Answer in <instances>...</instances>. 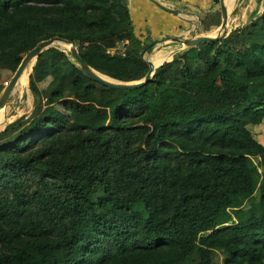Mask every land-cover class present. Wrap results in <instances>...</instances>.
Here are the masks:
<instances>
[{
    "label": "trees",
    "instance_id": "16d2710c",
    "mask_svg": "<svg viewBox=\"0 0 264 264\" xmlns=\"http://www.w3.org/2000/svg\"><path fill=\"white\" fill-rule=\"evenodd\" d=\"M55 36L131 82L164 35H137L130 0H0V76ZM29 81L35 106L95 115L35 110L0 130V264H264V9L140 88L56 47Z\"/></svg>",
    "mask_w": 264,
    "mask_h": 264
},
{
    "label": "rangeland",
    "instance_id": "374dc122",
    "mask_svg": "<svg viewBox=\"0 0 264 264\" xmlns=\"http://www.w3.org/2000/svg\"><path fill=\"white\" fill-rule=\"evenodd\" d=\"M165 2H171L165 0ZM229 0H226V5L229 11V26L227 30V34L234 28H239L241 26H244L248 23L250 15L255 11H262L264 9V0H235V2L232 5H228ZM183 1L181 0L176 1L177 7L176 9L181 11V15L183 17H187L188 15L185 13V7L189 9V11H193L192 17V23L188 24V27L185 28V30L181 31V34L183 36L188 35L191 37L193 34L196 36L198 35H211L216 36L217 34H222L223 28L221 27V24L219 26H216L215 23L218 22V17L213 14L212 12L221 11L220 2L216 4L210 5L208 1H200V5H204L203 8L200 10L199 8H189L182 4ZM146 5V4H145ZM234 7V8H233ZM143 11L137 10L139 13L140 20L146 21V14L150 15L146 9L151 10V8L146 5ZM146 13V14H145ZM200 13V15H199ZM203 16V24L201 21V18ZM192 16V15H190ZM201 21V22H200ZM151 23V22H150ZM221 23H222V11H221ZM137 24H139V21H137ZM144 25V24H142ZM203 26V27H202ZM194 27V28H193ZM145 31V37L147 38V41L151 39L152 32L150 31V27H147ZM186 31V32H185ZM188 31V32H187ZM137 33V32H136ZM167 33H162V35H166ZM180 35V33H178ZM137 35H141V33H137ZM158 36H160V33H158ZM162 38V39H161ZM144 39V38H143ZM53 47L59 48L61 50H67L69 51L70 45L67 44L63 45L61 42L56 43ZM183 44L176 40L172 39H163V37H160L157 39V41L152 45V48L148 49L147 51V60H151L155 62L156 65H159L163 63L164 61L168 60L171 61L174 58V55L172 54L173 51L177 49L183 50ZM122 46L115 47L111 49V51L118 52L122 50ZM178 53V52H177ZM173 55V57H172ZM36 63V61L33 63ZM33 66L29 67L27 71L22 75L20 81L16 85L12 95L11 99L8 103V105L4 108L2 112V116L0 119V130L4 129L6 125L13 120H16L17 118L21 117L22 115H30L33 111L37 110L38 114H50L52 113L62 124L67 121H78L82 124H88L90 119H92L95 115V110L88 114H82L77 112H64L61 108H52L51 106H42V108H39L38 106H35L34 103V96L30 89V81H29V74L33 68ZM46 68H49V64H46ZM13 75H11L10 71H4L0 76V94L3 92L6 84L9 82V80L12 78ZM50 81V79H49ZM49 81H45L41 83V88L48 87ZM45 100V98H44ZM38 107V108H37ZM256 130H264L262 126H256ZM260 140H263L264 142V131L261 132L259 135ZM260 171L262 174H264V168L260 167ZM221 258L222 256H219L218 263L221 264Z\"/></svg>",
    "mask_w": 264,
    "mask_h": 264
},
{
    "label": "water",
    "instance_id": "95a60500",
    "mask_svg": "<svg viewBox=\"0 0 264 264\" xmlns=\"http://www.w3.org/2000/svg\"><path fill=\"white\" fill-rule=\"evenodd\" d=\"M220 7L222 11V23L221 27L223 28L222 34H217L216 36H211V35H198L196 36L193 34L191 37H179V36H174L170 35L165 37L164 39H172L176 40L180 43L183 44V48L185 49L187 47H193L196 46L200 43L204 42H210V41H219L220 39H223L227 36V30L229 26V11L227 8V5L225 3V0H220ZM164 8L168 12H175V10L168 9L165 7ZM59 42H64L67 43L70 46L69 51L71 52L78 68L89 78L92 80L98 81L101 84L108 86L110 88L114 89H120V90H131V89H136L140 88L147 83H149L157 70L160 66H162L165 62H169L168 60L164 61L163 63L159 65H155L153 61L151 60H146L148 65H149V70L146 73L145 77L141 80L138 81H131V82H124V81H119L117 79L111 78L107 75L101 74L100 72L96 71L93 69L81 56V54L78 51V48L75 44L74 41H69L62 39L58 36L45 39L41 41L37 46H35L32 50H30L22 59L21 63L19 64L18 68L16 69L15 73L13 74L12 78L9 80V82L6 84L3 92L0 94V111L4 109L8 103V100L10 96L12 95L16 85L20 81L22 75L27 71V69L31 66H33V63L37 61L38 56L46 49H49L53 47L56 43ZM181 49H177L173 51V55L177 52H180ZM172 55V57H173Z\"/></svg>",
    "mask_w": 264,
    "mask_h": 264
},
{
    "label": "crops",
    "instance_id": "0c3cea01",
    "mask_svg": "<svg viewBox=\"0 0 264 264\" xmlns=\"http://www.w3.org/2000/svg\"><path fill=\"white\" fill-rule=\"evenodd\" d=\"M160 3H164V4H169V6L173 7L176 9L175 4L176 1L178 0H169V1H174L173 3L171 2H165V0H130V7H131V11H132V17H133V23L135 25V29L136 32L141 33L143 35V38H146L145 36V31L147 29V27H150V29L153 31L152 35L157 36L158 33H167L169 34H181V31L185 30V28L188 27V24L192 23V17L193 16V11H189L188 8L185 7V13L188 15L187 17H183L181 14L179 13H171L168 12L164 9H161V7L157 4V2ZM183 1V5L189 7V8H193L195 10L194 5L197 6H204V5H200V1H207V0H182ZM230 1V0H229ZM180 2V1H179ZM148 5L151 10L146 9V11H148L150 13V15L146 14V21L147 23L144 22V20H140L139 17V13L137 12V10L139 11H143L144 13V8L146 5ZM229 5V2H228ZM178 10V9H177ZM180 13L181 11L178 10ZM192 15V16H190ZM137 21H139V24H137ZM151 22V23H150ZM144 24V25H142ZM194 28V27H193ZM186 32V31H185ZM188 32V31H187ZM145 35V36H144ZM179 35V34H178ZM189 37L188 35H185V37ZM259 137V136H258ZM263 142V140H261ZM264 143V142H263Z\"/></svg>",
    "mask_w": 264,
    "mask_h": 264
},
{
    "label": "clouds",
    "instance_id": "9594fccd",
    "mask_svg": "<svg viewBox=\"0 0 264 264\" xmlns=\"http://www.w3.org/2000/svg\"><path fill=\"white\" fill-rule=\"evenodd\" d=\"M178 1H181V0H178ZM208 1V3H209V1L210 0H207ZM220 1V0H219ZM157 2V4L161 7V9H164V8H162V7H165V8H168V9H172V10H175V12L176 13H179L180 14V12L177 10V9H175V8H173V7H171V6H169V4L167 5V4H164V3H160V2H158V1H156ZM175 3V2H174ZM175 7H177V4H175ZM165 10V9H164ZM171 13H174V12H171ZM175 14V13H174ZM200 15V14H199ZM201 22V21H200ZM160 35H162V33H160ZM170 35H174V36H179V37H185V36H183V35H178V34H166V35H164L163 36V39L165 38V37H167V36H170ZM187 37V36H186ZM162 39V38H161ZM182 44V43H181ZM7 106V105H6Z\"/></svg>",
    "mask_w": 264,
    "mask_h": 264
},
{
    "label": "bare ground",
    "instance_id": "6f19581e",
    "mask_svg": "<svg viewBox=\"0 0 264 264\" xmlns=\"http://www.w3.org/2000/svg\"><path fill=\"white\" fill-rule=\"evenodd\" d=\"M234 2H235V0H230V1H229V5H232ZM225 3H226V0H225ZM226 4H227V3H226ZM233 8H234V7H233ZM61 44L67 46V43L61 42ZM68 45H69V44H68ZM70 46H71V45H70ZM154 64H155V62H154ZM155 65H156V64H155ZM3 110H4V109H2V110L0 111V119H1V116H2V112H3Z\"/></svg>",
    "mask_w": 264,
    "mask_h": 264
}]
</instances>
